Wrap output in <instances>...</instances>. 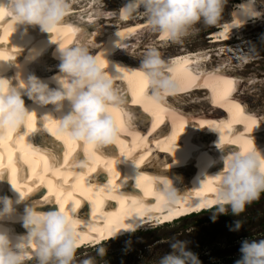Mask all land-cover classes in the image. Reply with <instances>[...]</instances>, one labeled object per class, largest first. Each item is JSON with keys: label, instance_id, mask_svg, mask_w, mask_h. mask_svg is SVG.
I'll return each instance as SVG.
<instances>
[{"label": "bare ground", "instance_id": "1", "mask_svg": "<svg viewBox=\"0 0 264 264\" xmlns=\"http://www.w3.org/2000/svg\"><path fill=\"white\" fill-rule=\"evenodd\" d=\"M112 1L116 3L118 0ZM120 2V5L117 4L119 9L125 0ZM240 2L241 0L237 4ZM103 3L107 4L105 0ZM89 5L90 1L81 0L79 5L73 7V14L84 16L85 21L79 25L84 30V35L98 33L96 42L103 44L107 49V59L113 66L119 64L128 67V79L118 80L116 83L126 93L130 90L129 100L132 98L134 103L129 105L128 110L135 117L133 125L129 127L124 122V116L118 112L116 115L122 131L117 144L99 151L93 146H88L86 152L94 156L95 162L86 172L80 173L73 171L67 162L54 166L49 155V152L56 148L52 144L54 138L42 130V124L39 122V116L49 109L41 108L24 97L26 106L35 109L38 113L34 122L37 130L25 133L26 130L22 128L20 133H11L0 142V174H3V179L0 180V196L18 198V193L10 183V180L12 183L15 180L18 189L30 194L24 204L19 206L20 212H23L25 205L32 204L31 202L37 199L46 203L53 198H59L65 208L71 207L74 202H79L78 209L82 200L89 202L87 218L82 220L90 226L84 233L86 239L82 242L93 239L96 241L93 244L95 247L112 239L124 237L128 233L137 232L141 228L172 224L177 218L182 219L190 213H199L202 210L195 206L197 201L205 202L202 207L210 206L215 195V181L211 176L222 170L224 165L221 156L235 150V145L250 141L249 137L254 139L259 149L264 150V108L262 107L258 113L253 112L247 102L244 101L243 104L242 98L237 96L240 85L246 86L252 93H256L260 87L264 89V86L257 81L258 79L249 83L243 80V76L227 70L232 68L230 65L238 64L239 61H232L228 66L207 71L204 67L209 61L207 57L210 51L205 52V55L203 51L196 53L173 51L172 56L167 57L169 54L165 53L168 55L162 54L164 58L161 57L166 61L171 58L170 62L174 64L183 87L177 94L168 97L163 104L150 102L145 98V89L141 91V78L133 75L132 72L137 68L134 65H138L142 54L138 53L137 58H133L122 52L121 57L129 58L130 62L115 57V54L122 50L115 46V42L120 39L117 36L118 31L123 36L121 43L124 49L132 41L131 49L133 48L134 52L144 49L146 41L140 42L139 36L143 32H139L147 29L146 21L142 18L121 21L116 14L98 16L94 5L88 10L91 12L89 17L88 12L81 11L87 9ZM101 10L99 9L100 13ZM71 15L69 23H76V17ZM108 18L112 19L108 20ZM106 19L108 21L102 25L101 23ZM260 20H250L245 26ZM113 22H116L114 27L110 24ZM227 22H225L226 26L218 27L214 32L213 42L218 46L228 42L238 30L242 29L234 30ZM69 28L71 27H65L53 34V41L62 40L65 46L72 44L76 35L73 31H69ZM145 34L147 44L153 42L151 47L156 50L162 47L159 46L161 43L168 42L156 33L146 31ZM156 44L159 45L154 47ZM57 46L56 43L51 42V34L42 33L39 27H28L25 33L24 26L15 29L14 22L8 19L7 14L0 15V60L7 61L0 62V72L6 77H14L17 72L16 65L22 64L25 74L49 80L59 70L60 61L54 56ZM33 48H43L44 51L36 60L28 63L26 58ZM98 55H103V48ZM238 55L233 47H227L220 52L219 57L236 56L237 59ZM243 57L242 55L241 58ZM228 82L231 84L229 85ZM52 86L55 87L54 84ZM209 99L213 101L212 106L207 103ZM257 101L258 104L264 105V99ZM206 106H210L208 107L212 112L210 115L202 112L203 117H200L201 113L192 112L195 108L203 110ZM147 120L148 122L145 123ZM54 131H56L55 124L51 133L54 134ZM257 137L262 141H258ZM62 147L63 156H67L66 161L79 156L77 152L81 151V146L76 143L69 147L65 142ZM125 156L129 159L124 158ZM130 159H135L140 169H137ZM13 170H15L14 175ZM101 170L107 174L105 182H98L96 179V175ZM161 170H165V174L173 180L175 188L187 197V202L182 201L178 206L169 207L156 200L154 175ZM139 172L141 173L139 184L136 185ZM205 175L208 178L203 183V187H200ZM91 180L94 187L87 185ZM67 185L70 189L65 188ZM41 186L44 191L40 190ZM4 187L5 192L2 191ZM46 205L38 210L50 211L52 204ZM54 205L57 208L55 203ZM130 216L136 217V220L130 221L137 223L136 231L123 230L128 226L127 221ZM148 221L154 223L147 225ZM8 227L16 234L25 233L20 223H12ZM81 244L77 252L82 251V247L86 248L90 243Z\"/></svg>", "mask_w": 264, "mask_h": 264}, {"label": "clouds", "instance_id": "2", "mask_svg": "<svg viewBox=\"0 0 264 264\" xmlns=\"http://www.w3.org/2000/svg\"><path fill=\"white\" fill-rule=\"evenodd\" d=\"M80 2L0 0V11L14 22L15 29L24 26L27 33L28 27H39L42 33L51 34V42L58 45L54 56L60 61L57 74L49 80L25 74L22 64L16 65L17 72L12 78L0 72V137L20 133L22 128L25 133L29 131L30 119L37 117L38 113L26 106L24 97H27L33 104L49 109L39 116L42 130L62 145L65 141H72L81 146V154L71 161H66L63 153L58 156L55 150H51L49 155L54 166L67 162L73 171L83 173L95 162L94 156L86 152L88 146L99 151L117 144L122 126L116 114L121 113L129 127L135 117L128 110L129 105L134 103L132 98L129 100L130 90L126 93L116 83L128 79V67L113 66L104 47L103 55L96 54L102 45L96 42L97 32L84 35L79 26L85 21L83 15L77 14V22L69 23L73 7ZM93 5L98 16L103 15L99 12L104 6L103 0H90L89 7ZM229 5L230 0H125L115 14L121 21L142 18L149 31L172 44H182L197 30L196 25L226 26L224 15ZM81 11L88 12V9ZM88 15L90 17L91 12ZM229 15L231 19L227 23L234 30L243 28L250 20L264 19V3L261 0H241L239 4L232 5ZM65 27H71L76 35L75 41L68 46L62 40L54 42L52 39L53 34ZM117 36L120 39L115 46L123 49L121 32L118 31ZM43 51V48L31 49L26 62L36 60ZM132 72L145 85V98L156 104L165 103L168 97L177 94L183 87L174 64L163 59L152 47L143 52L138 67ZM50 122L56 125L55 134L47 127ZM249 140L251 143L247 150L244 144H239L235 145V150L221 156L223 169L211 176L215 181V195L210 206L202 207L204 201L196 202V207L212 213L213 221L219 215L229 213L239 217L246 206L264 194V150L256 146L253 138L249 137ZM124 158L129 159L127 156ZM130 160L140 169L135 159ZM140 175L139 172L137 182ZM207 178L205 175L200 187ZM2 179L3 174H0ZM10 183L18 198L0 196V264H98L97 257L100 260L105 258L107 249L100 246L95 256L77 261V249L90 225L79 218V209L75 205L61 210V204L53 198L46 203L37 201L25 205L20 212L19 206L30 194L18 189L11 180ZM154 189L156 200L169 207L187 202V197L175 188L165 170L154 175ZM53 203L57 205L55 210H38L42 204ZM133 220L136 217L130 216L128 226L123 230L136 231L138 225L130 222ZM12 223H20L25 233L16 234L8 227ZM240 227L238 220L232 230H239ZM166 242L169 251L160 255L154 264H201L186 240L172 238ZM239 251L240 257L235 264H264V238L241 241Z\"/></svg>", "mask_w": 264, "mask_h": 264}, {"label": "rangeland", "instance_id": "3", "mask_svg": "<svg viewBox=\"0 0 264 264\" xmlns=\"http://www.w3.org/2000/svg\"><path fill=\"white\" fill-rule=\"evenodd\" d=\"M105 1L107 4L103 3V9H100L101 13H103V15L115 14L117 9H119L117 4H121L120 0L116 3L112 0ZM261 2L264 3V0H261ZM235 4H237L236 0H230V5L225 11L224 23L230 21L231 17L229 13L232 10V5ZM89 8L90 7H87L88 10ZM71 16L76 17L75 14H72ZM110 19L112 18H108V20ZM108 20L106 19V21L101 24L104 25ZM110 24L114 27L116 22ZM196 29L197 30L187 37L182 44H172L167 42V44H156L154 47H157V45L162 46L161 48L158 46L160 49H157L162 57L163 55L167 56L168 54L167 57L172 56L173 51L179 53H196L203 51L204 55L205 52L207 53L210 51L207 57V59H209L206 65L207 68L204 67L207 71L220 66H228L232 61H239L238 64L234 63L230 65L232 68L227 70H231L239 74L241 77L243 76V80H246L249 83L258 79L257 81L261 82L264 86V19L238 30L234 37L230 38L228 42L220 46L213 42V35L218 27L196 25ZM146 31L148 33H153L148 29L139 32H143V34L140 35L141 37L139 36L140 42L146 41L144 44L145 47H143V43L141 45L144 48L143 50L134 52L133 48L131 49L132 41L128 44L129 46L127 45L125 47V49L123 48L118 51V53L115 54L116 57H120L122 60L130 62L129 58H123L121 55L126 53L130 57L137 58L138 53L141 55L148 46H153V42L147 44ZM238 38L241 39L239 40ZM227 47H233V49L238 52V60L236 59V56L219 57L220 52ZM102 48L103 44L102 47L99 48L98 54ZM241 54L244 56L243 58H241ZM170 59L171 58H168V61H170ZM134 66L138 67L137 64ZM238 91L240 93L238 92L237 96H240L247 102L251 111L258 113L262 107L264 108V105L258 104L257 101V99H264V89L262 87H260L256 93H252V91L246 86L240 85ZM199 100L200 98H198V101ZM207 103H209L210 106L213 105V101L210 99ZM210 106H206L203 110L195 108L192 112H194V114L201 113L200 117H203L202 112L206 115H210L212 113L211 109L208 108ZM198 120L199 119H197V121ZM198 122L200 123V121ZM88 200L90 201V199ZM238 220L241 222V227L239 230H232L235 227V222ZM172 238L186 240L189 249L197 254L201 264H235V261L240 257L239 249L241 241L245 239L251 240L264 238V194L261 195L259 200L246 206L244 212L239 217L233 216L229 213L227 215H219L215 221H213L212 213L207 212L199 215H192L188 218L184 217L171 225L163 224L158 226H148L143 229L141 228L137 232L111 240L103 245L100 244L101 246L106 247L107 255L103 260H100V258L97 257V262L98 264H154L155 260L160 255L169 251L166 241ZM87 243L90 244L86 248H82V251L77 252V261L89 256H95L97 247H100L97 245L93 247V244L96 243L93 239L89 242H82L81 245Z\"/></svg>", "mask_w": 264, "mask_h": 264}, {"label": "water", "instance_id": "4", "mask_svg": "<svg viewBox=\"0 0 264 264\" xmlns=\"http://www.w3.org/2000/svg\"><path fill=\"white\" fill-rule=\"evenodd\" d=\"M148 122V120L145 122V123H147ZM52 144L54 145V147H56L54 150H55V152H56V154L59 156V155H61L62 153H63V147H62V145L59 143V142H56L55 140L52 142ZM81 154V152L79 151L78 152V155H80ZM97 176V180H100V181H102V182H105L106 180H107V174H106V172L104 171V170H101L100 171V173L99 174H97L96 175ZM6 187V186H5ZM2 188V191L3 192H5L6 191V188ZM40 188V190L41 191H44L43 189H42V186L41 187H39ZM4 195H5V193H4ZM37 201H39V199H37V200H35L34 202H37ZM33 201L31 202L32 204L34 203ZM110 204V203H109ZM44 206H47L46 204L45 205H42L41 207H44ZM40 209V208H39ZM56 209V207H55V205H54V203L51 205V210H55ZM88 213V208H87V204H86V201L85 200H82V206H81V208L79 209V212H78V215H83V217H84V219H86L87 218V214Z\"/></svg>", "mask_w": 264, "mask_h": 264}, {"label": "snow or ice", "instance_id": "5", "mask_svg": "<svg viewBox=\"0 0 264 264\" xmlns=\"http://www.w3.org/2000/svg\"><path fill=\"white\" fill-rule=\"evenodd\" d=\"M2 14H4V13H3L2 11H0V15H2ZM226 30H227V27H226ZM69 31H73V29H72V28H69ZM228 83H229V85L231 84V82H228ZM144 87H145V85H144L143 82H142V88H141V91H143ZM237 107H238V106H237ZM34 122H35V116H33V117L30 119V122H29V124H28V129H29V131H32V130L35 129ZM253 123H254V122H253ZM54 124H55L54 122H50V123H48L47 127H48L50 130H52ZM55 132H56V131H54V134H55ZM9 135H11V133H9ZM3 139H4L3 137H0V142H2ZM22 139H23V138L21 137V140H22ZM65 142L69 145V147H71V145L73 144L72 141H65ZM250 143H251L250 141L245 142V144H244L245 150H247V148L250 147ZM86 150H87V149H86ZM64 159L66 160V159H67V156H65ZM45 164H47V161L45 162ZM14 173H15V170H13V175H14ZM209 183H212V182L209 181ZM13 184H15V180H13ZM137 184H139V180H138ZM17 187H18V186H17ZM213 190H214V189H213ZM29 191H31V190L29 189ZM56 201H57L58 203L61 204V210H63V208H64V203H61L60 200H59V198H57ZM78 203H79V202H74L73 205H75L76 207H78Z\"/></svg>", "mask_w": 264, "mask_h": 264}, {"label": "trees", "instance_id": "6", "mask_svg": "<svg viewBox=\"0 0 264 264\" xmlns=\"http://www.w3.org/2000/svg\"><path fill=\"white\" fill-rule=\"evenodd\" d=\"M239 2L238 0H236V3Z\"/></svg>", "mask_w": 264, "mask_h": 264}]
</instances>
